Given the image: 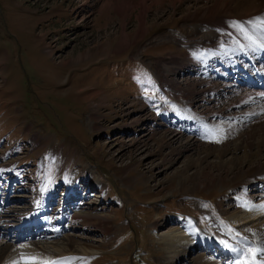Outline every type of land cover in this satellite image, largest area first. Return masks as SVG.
Instances as JSON below:
<instances>
[{"label": "rangeland", "instance_id": "obj_1", "mask_svg": "<svg viewBox=\"0 0 264 264\" xmlns=\"http://www.w3.org/2000/svg\"><path fill=\"white\" fill-rule=\"evenodd\" d=\"M261 45L264 0H0V175L15 180L0 179V221L34 205L64 218L30 242L0 238V249L51 246L60 264H169L157 235L186 223L264 248L261 228L228 218L264 205V89L205 70L220 60L239 72L252 58L253 78ZM172 108L200 123L172 127ZM96 181L107 196H94ZM216 248L190 244L174 264L222 256Z\"/></svg>", "mask_w": 264, "mask_h": 264}, {"label": "bare ground", "instance_id": "obj_2", "mask_svg": "<svg viewBox=\"0 0 264 264\" xmlns=\"http://www.w3.org/2000/svg\"><path fill=\"white\" fill-rule=\"evenodd\" d=\"M144 2H145V0H144ZM219 9L220 8H217L216 11L218 12ZM209 12H210V10H208L207 13H209ZM144 28L142 27L141 29L144 31L145 30ZM143 31L140 30L139 32L142 34ZM93 119L95 121H97L95 117ZM171 144H174V142H171ZM83 171H87V168L86 167H84V168L79 167V168L75 169V172L73 174V179L70 182L71 187H73L74 184L79 181L78 179L81 176V175H79V173H81ZM88 171H89V169H88ZM74 175H77V176H74ZM90 175H91V173H90ZM237 177H239V176L237 175ZM240 178H241V176L237 179H240ZM261 182L264 183V181H261ZM94 183H97V187L99 188L98 189L99 191L98 190L95 191L96 194H94V196H98V197L103 198V197L108 195V194H106V192L103 189L102 184L100 182L96 181ZM71 189L72 188H67V192H70ZM97 193H99V194H97ZM252 206L253 207H250V208H252V210H248L249 208H247V210H245L244 212H239V213H236L234 215H228V218L231 219L234 223H236V225L244 226V228H246V229L247 228H254V229L261 228L264 232V210L260 209L259 207H256L255 205H252ZM72 208H73V206H72ZM61 211H63V210H61ZM62 218H63V214H62V217L57 219V221L62 222L64 220ZM159 224H160V221L158 220L156 222V226L160 227ZM183 227H186V229H181ZM155 231H157V230H155ZM202 237H205V236L201 235L200 233L193 231L191 224L187 225V223H186V226L173 227V228H171L165 232L162 231L161 234L157 235L158 241L160 243L164 244V247H161V248H163L164 250L167 251V257H166L167 259L166 258L165 259L169 264L178 263L180 260L185 259L186 256H184V255H186L187 247L190 246V244H195V245L201 246L202 248H205L209 251H212L213 249H211L210 246L209 247L207 246L209 244V241H207L206 239H202ZM227 240L226 241L224 240V241L227 242V244H229L230 240H229V242ZM219 248H220L219 249L220 251L218 253H221L224 255H229L231 257L234 255V253H237V252L232 250L234 248L233 246L231 248L226 247L225 243H223V245H221V247H219ZM54 252H55L54 247L47 246V245L38 246V245H34V244H26V245L23 244L17 248H13V249L12 248H8V249L1 248L0 249V264H13L14 261L17 262V264H19L21 262H29L30 264H35L33 258L38 257L39 254H43L42 257H45V258H47L46 260L51 261L50 258L53 259L55 257ZM86 252L87 251H85L83 253H86ZM220 256H217V254H216V256L211 254V256L210 255H208V256L201 255L198 257V259L197 258L190 259V257H188V258L191 261L190 264H197V263L198 264H228L227 259H229L230 257L229 256L220 257ZM77 261H78V259L75 260L76 264H77Z\"/></svg>", "mask_w": 264, "mask_h": 264}, {"label": "snow or ice", "instance_id": "obj_3", "mask_svg": "<svg viewBox=\"0 0 264 264\" xmlns=\"http://www.w3.org/2000/svg\"><path fill=\"white\" fill-rule=\"evenodd\" d=\"M261 46L264 47V45H261ZM209 133L211 135L215 134L211 130H209ZM257 207H259L260 209L264 210V205H259ZM248 210H252V208H249ZM228 231L231 232L233 230L229 228ZM237 235H239V233H237ZM221 242L225 243L226 247H229V248L232 247L231 245L227 244V242H225V241H221ZM232 250L237 252V254H238L236 264H241L240 257H244V260L242 261V264H258V261L256 259L258 254H259L261 259H264V248L254 249L253 247H251L249 245L246 249L233 248ZM13 264H17V262L14 261ZM44 264H60V262L59 261H46V262H44Z\"/></svg>", "mask_w": 264, "mask_h": 264}]
</instances>
